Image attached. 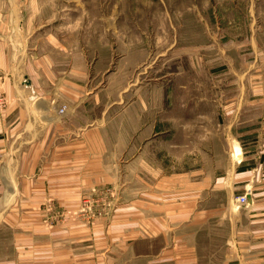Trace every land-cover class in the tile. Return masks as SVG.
<instances>
[{"label": "crops", "instance_id": "1", "mask_svg": "<svg viewBox=\"0 0 264 264\" xmlns=\"http://www.w3.org/2000/svg\"><path fill=\"white\" fill-rule=\"evenodd\" d=\"M19 20L10 13L12 44L0 41V264H264L263 43H248L217 96L209 79L188 83L203 86L186 100L199 119L190 131L212 140L216 105L222 154L210 142L193 164L201 168L169 178L151 155L166 135L162 97L155 112L142 84L127 102L130 84L96 100L89 53L54 33L41 41L45 27ZM107 187L85 223L86 194ZM241 195L249 207L235 211Z\"/></svg>", "mask_w": 264, "mask_h": 264}, {"label": "rangeland", "instance_id": "2", "mask_svg": "<svg viewBox=\"0 0 264 264\" xmlns=\"http://www.w3.org/2000/svg\"><path fill=\"white\" fill-rule=\"evenodd\" d=\"M11 12L33 30L45 27L38 36L41 41L50 40L48 35L54 33L67 49L89 53L91 68H96L90 78L98 92L96 100L113 101L121 86L130 84L127 102L133 98L135 84H142L148 108L155 112L159 104L157 100L154 107V98L162 97L166 135L151 155L152 163L161 164L169 178L201 168L193 164L198 150L210 142L222 154L223 138L216 134L222 119L216 105L210 108L212 140L204 132L190 131L199 119L189 116L186 100L196 93L192 90L203 86L188 83L209 79L210 92L217 96L223 86L218 79L232 75L233 66L247 59L248 43L255 38L264 45V0H0L4 43ZM8 41L12 44L9 37ZM108 57L112 63L107 66L103 60ZM121 67L128 69L126 77L120 74ZM114 126L120 127L107 125L110 131ZM110 141L118 143L111 136ZM121 176L127 178L124 170ZM112 190L95 188L86 194L90 201L80 211H90L83 214L85 223L97 218L98 200Z\"/></svg>", "mask_w": 264, "mask_h": 264}, {"label": "built area", "instance_id": "3", "mask_svg": "<svg viewBox=\"0 0 264 264\" xmlns=\"http://www.w3.org/2000/svg\"><path fill=\"white\" fill-rule=\"evenodd\" d=\"M7 104L6 98L0 93V108ZM233 210L240 211L249 207V198L246 195L237 196L233 201Z\"/></svg>", "mask_w": 264, "mask_h": 264}, {"label": "bare ground", "instance_id": "4", "mask_svg": "<svg viewBox=\"0 0 264 264\" xmlns=\"http://www.w3.org/2000/svg\"><path fill=\"white\" fill-rule=\"evenodd\" d=\"M234 152H235V156H237V158H238L240 152H239L238 150H236V151H234ZM235 156H234V157H235Z\"/></svg>", "mask_w": 264, "mask_h": 264}]
</instances>
